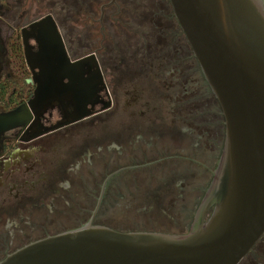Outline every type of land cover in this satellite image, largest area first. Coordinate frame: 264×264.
I'll use <instances>...</instances> for the list:
<instances>
[{
    "label": "flooded vegetation",
    "instance_id": "1",
    "mask_svg": "<svg viewBox=\"0 0 264 264\" xmlns=\"http://www.w3.org/2000/svg\"><path fill=\"white\" fill-rule=\"evenodd\" d=\"M70 4L66 38L56 12H40L43 0H0V87L9 88L0 115L25 106L0 126V260L87 223L187 233L221 154L220 104L169 0ZM46 15L70 60L91 55L81 77L95 92L78 120L69 96L27 106L35 84L26 56L33 61L41 47L37 22ZM46 38L48 48L60 47L55 30ZM80 48L88 52L74 55ZM116 114L127 126L106 128ZM98 118L102 128H84ZM237 264H264V234Z\"/></svg>",
    "mask_w": 264,
    "mask_h": 264
},
{
    "label": "water",
    "instance_id": "2",
    "mask_svg": "<svg viewBox=\"0 0 264 264\" xmlns=\"http://www.w3.org/2000/svg\"><path fill=\"white\" fill-rule=\"evenodd\" d=\"M169 1L224 124L221 154L189 231L87 223L28 243L0 264H237L264 234V0ZM37 23L41 47L35 61L26 56L35 84L27 106L69 96L79 111L73 120L86 117L95 88L81 77V63L91 55L70 60L51 16ZM52 30L58 49L48 48ZM24 107L0 115V126Z\"/></svg>",
    "mask_w": 264,
    "mask_h": 264
},
{
    "label": "rangeland",
    "instance_id": "3",
    "mask_svg": "<svg viewBox=\"0 0 264 264\" xmlns=\"http://www.w3.org/2000/svg\"><path fill=\"white\" fill-rule=\"evenodd\" d=\"M70 1L71 0H56V2L53 3V0H43L44 6H43V9L41 8V11H40L41 13H43L44 11H51V10H54L56 12L57 17L59 18V21H60V26H61L62 32L66 38L71 37V29L73 27V25L71 24V21H70V19H71ZM35 10L39 11V9H35ZM95 34H96L95 36L97 38L99 36L97 31L95 32ZM86 52H88V51L85 48L73 50V54L76 56L83 55ZM146 82L144 81V83H146ZM111 86H112V89L114 91H116L118 89L117 82H114L113 84H111ZM164 107H166V105ZM161 108H162V106H161ZM163 121L165 123L166 119H163ZM128 122L129 121L126 118L120 116L119 114H116L113 118H110L108 120L106 128H108L110 130H117L119 128L127 126ZM101 123H103V122L99 118L95 119V120H87L84 123V125H85L84 128H88L91 130H93L94 128L95 129L102 128V126L100 125ZM177 150L180 151V148H178ZM184 153H186V150ZM151 166L152 167H150L149 170L154 168V164ZM143 170H147V169H143ZM155 212L158 213L159 212L158 209H156Z\"/></svg>",
    "mask_w": 264,
    "mask_h": 264
},
{
    "label": "trees",
    "instance_id": "4",
    "mask_svg": "<svg viewBox=\"0 0 264 264\" xmlns=\"http://www.w3.org/2000/svg\"><path fill=\"white\" fill-rule=\"evenodd\" d=\"M8 90H9V88H6V87H0V92L3 93L4 95H5L6 93H8Z\"/></svg>",
    "mask_w": 264,
    "mask_h": 264
}]
</instances>
